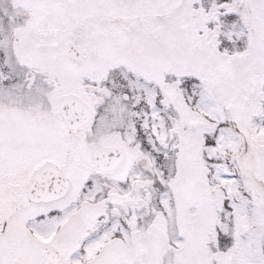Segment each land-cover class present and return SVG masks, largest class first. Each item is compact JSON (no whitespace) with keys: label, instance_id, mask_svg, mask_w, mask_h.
Returning a JSON list of instances; mask_svg holds the SVG:
<instances>
[{"label":"snow or ice","instance_id":"snow-or-ice-1","mask_svg":"<svg viewBox=\"0 0 264 264\" xmlns=\"http://www.w3.org/2000/svg\"><path fill=\"white\" fill-rule=\"evenodd\" d=\"M0 264H264V0H0Z\"/></svg>","mask_w":264,"mask_h":264}]
</instances>
